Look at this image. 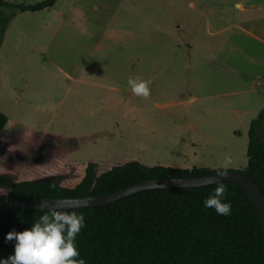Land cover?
Segmentation results:
<instances>
[{
  "label": "rangeland",
  "instance_id": "374dc122",
  "mask_svg": "<svg viewBox=\"0 0 264 264\" xmlns=\"http://www.w3.org/2000/svg\"><path fill=\"white\" fill-rule=\"evenodd\" d=\"M86 73L101 86L75 84ZM263 109L264 0H56L17 15L0 48V112L22 125L0 136V177L73 189L91 163L244 172Z\"/></svg>",
  "mask_w": 264,
  "mask_h": 264
},
{
  "label": "trees",
  "instance_id": "16d2710c",
  "mask_svg": "<svg viewBox=\"0 0 264 264\" xmlns=\"http://www.w3.org/2000/svg\"><path fill=\"white\" fill-rule=\"evenodd\" d=\"M55 4L56 0L36 5L0 0V48L17 15L39 13ZM8 123V117L0 112V136ZM248 140V165L240 173L264 193V109L251 122ZM217 172L205 168H148L132 162L98 175L97 165L91 163L82 182L73 189L63 186V177L20 183L0 177V187L7 190L6 196L0 195V203L100 197L145 181L202 178ZM223 184L224 202L231 203L228 216L203 206L217 184L154 190L97 208L71 210L83 215L85 221L75 239L79 252L76 259H83L85 264H264V224L254 201L244 188L230 182ZM45 213H1L0 258H7L14 250V242H5V234L30 228Z\"/></svg>",
  "mask_w": 264,
  "mask_h": 264
},
{
  "label": "clouds",
  "instance_id": "9594fccd",
  "mask_svg": "<svg viewBox=\"0 0 264 264\" xmlns=\"http://www.w3.org/2000/svg\"><path fill=\"white\" fill-rule=\"evenodd\" d=\"M131 92L136 96L147 97L150 81L130 77L127 81ZM230 157L222 161V168L227 169ZM219 175H225L224 171ZM226 188L218 183L212 193L204 199L203 206L213 209L218 215L231 214V203L224 202ZM48 211L39 217L30 228L5 234V242L13 241L14 250L7 258H0V264H85L83 259H76L79 252L75 239L84 227V216L75 211L59 210L61 205L42 204Z\"/></svg>",
  "mask_w": 264,
  "mask_h": 264
},
{
  "label": "water",
  "instance_id": "95a60500",
  "mask_svg": "<svg viewBox=\"0 0 264 264\" xmlns=\"http://www.w3.org/2000/svg\"><path fill=\"white\" fill-rule=\"evenodd\" d=\"M50 180H45L43 182H48ZM223 182L234 183L244 188L250 194L264 224V193L257 184H255L252 180L245 177L239 172H225V175L223 176L219 175V172H217L215 174H211L202 178H173L145 181L114 193L85 199H40L5 201L0 203V214L19 210H38L47 212L48 209L42 208V204H47L49 206L61 205L59 210L66 211L97 208L124 200L126 198L144 192L154 190L202 188Z\"/></svg>",
  "mask_w": 264,
  "mask_h": 264
},
{
  "label": "crops",
  "instance_id": "0c3cea01",
  "mask_svg": "<svg viewBox=\"0 0 264 264\" xmlns=\"http://www.w3.org/2000/svg\"><path fill=\"white\" fill-rule=\"evenodd\" d=\"M88 67V66H87ZM86 67V68H87ZM78 70H81L80 68H78ZM75 84H81L83 86H88V87H95V86H101L100 84L98 83H95L94 80H93V76L86 73V75H82L81 77H78L76 80H75ZM82 86V87H83ZM76 88V87H75ZM10 123V120H9V123H8V127H17V126H22L20 124H11ZM9 129V128H8ZM11 130V129H10ZM7 131V130H6ZM4 133V132H3ZM193 168H202V167H197V166H194ZM193 168H189V170H192ZM207 169V168H205Z\"/></svg>",
  "mask_w": 264,
  "mask_h": 264
}]
</instances>
